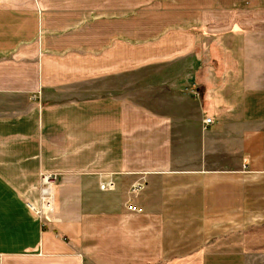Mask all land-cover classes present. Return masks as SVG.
Instances as JSON below:
<instances>
[{"label": "crops", "instance_id": "obj_1", "mask_svg": "<svg viewBox=\"0 0 264 264\" xmlns=\"http://www.w3.org/2000/svg\"><path fill=\"white\" fill-rule=\"evenodd\" d=\"M0 264H264V0H0Z\"/></svg>", "mask_w": 264, "mask_h": 264}, {"label": "built area", "instance_id": "obj_2", "mask_svg": "<svg viewBox=\"0 0 264 264\" xmlns=\"http://www.w3.org/2000/svg\"><path fill=\"white\" fill-rule=\"evenodd\" d=\"M205 126L213 124L211 119L205 120ZM57 184V179L54 175L44 174L41 176V205L38 209H34V212L41 218H45L47 221H53L52 214H54V187ZM103 191L114 190L115 185L113 181L103 182L100 186ZM140 190V185H136L132 190V193H137ZM131 210L136 211L134 207H130Z\"/></svg>", "mask_w": 264, "mask_h": 264}, {"label": "rangeland", "instance_id": "obj_3", "mask_svg": "<svg viewBox=\"0 0 264 264\" xmlns=\"http://www.w3.org/2000/svg\"><path fill=\"white\" fill-rule=\"evenodd\" d=\"M40 202H41V197H40ZM42 219H43V217H42ZM45 219V218H44Z\"/></svg>", "mask_w": 264, "mask_h": 264}]
</instances>
